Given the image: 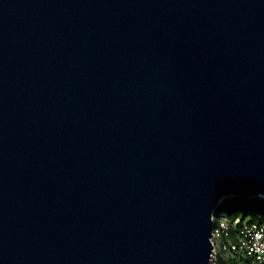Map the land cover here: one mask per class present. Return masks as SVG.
<instances>
[{
	"label": "water",
	"instance_id": "1",
	"mask_svg": "<svg viewBox=\"0 0 264 264\" xmlns=\"http://www.w3.org/2000/svg\"><path fill=\"white\" fill-rule=\"evenodd\" d=\"M261 195L264 0H0V264H213Z\"/></svg>",
	"mask_w": 264,
	"mask_h": 264
},
{
	"label": "built area",
	"instance_id": "2",
	"mask_svg": "<svg viewBox=\"0 0 264 264\" xmlns=\"http://www.w3.org/2000/svg\"><path fill=\"white\" fill-rule=\"evenodd\" d=\"M254 198L258 202L264 195ZM212 219L214 264L219 258L221 264H264V212L239 217L217 209Z\"/></svg>",
	"mask_w": 264,
	"mask_h": 264
},
{
	"label": "trees",
	"instance_id": "3",
	"mask_svg": "<svg viewBox=\"0 0 264 264\" xmlns=\"http://www.w3.org/2000/svg\"><path fill=\"white\" fill-rule=\"evenodd\" d=\"M248 201H251L253 205L252 206H247V204L243 205V203L247 202V200H245L242 197H237V196L229 197L220 204L219 210H225L226 212H229L231 216L237 213L238 214L243 213L244 216H247L252 212H264V199H260L257 202V199L253 198ZM254 205H260V207H255ZM222 261L223 260L219 258L217 262L218 264H221Z\"/></svg>",
	"mask_w": 264,
	"mask_h": 264
},
{
	"label": "rangeland",
	"instance_id": "4",
	"mask_svg": "<svg viewBox=\"0 0 264 264\" xmlns=\"http://www.w3.org/2000/svg\"><path fill=\"white\" fill-rule=\"evenodd\" d=\"M225 199H227V198H225ZM225 199L223 201H225ZM244 204H247V206H252L253 205L251 201H247V202L243 203V205ZM254 206L255 207H260V205H254ZM242 216H243V213H240L239 217H242ZM213 264H214V261H213Z\"/></svg>",
	"mask_w": 264,
	"mask_h": 264
}]
</instances>
